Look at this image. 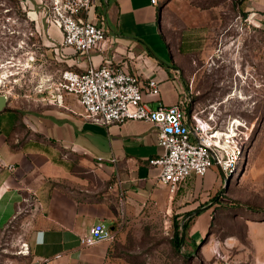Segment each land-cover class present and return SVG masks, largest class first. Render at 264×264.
Segmentation results:
<instances>
[{
    "label": "rangeland",
    "instance_id": "obj_1",
    "mask_svg": "<svg viewBox=\"0 0 264 264\" xmlns=\"http://www.w3.org/2000/svg\"><path fill=\"white\" fill-rule=\"evenodd\" d=\"M157 6L161 35L146 45L173 71L185 117L220 130L233 126L243 154L226 178L210 168L215 183L208 191L185 192L186 180L172 198L165 187V195L124 212L106 263L264 264V0H159ZM45 10V0H0V93L8 96L0 138L12 146L28 135L25 114L39 110L68 68L54 52L57 36ZM31 207L25 203L0 227V264L28 263L23 218ZM188 217L175 250L174 223Z\"/></svg>",
    "mask_w": 264,
    "mask_h": 264
},
{
    "label": "crops",
    "instance_id": "obj_2",
    "mask_svg": "<svg viewBox=\"0 0 264 264\" xmlns=\"http://www.w3.org/2000/svg\"><path fill=\"white\" fill-rule=\"evenodd\" d=\"M157 5L149 0H93L86 19L105 31L104 50L75 57L60 48L61 35L50 27L57 36L54 52L78 72L109 61L130 73L155 77L160 92L157 97L144 96L147 106L175 105L181 91L173 71L149 54L145 41L160 34ZM46 93L49 98L39 110L23 118L28 135L21 144L12 146L0 138V227L28 203L31 211L23 218L30 252L27 264L43 259L48 264H107L111 242L81 247L79 238L99 222L115 238L124 212L166 194L157 170L148 164L163 154L157 145L158 129L140 120L95 124L83 118L75 98L65 95L57 104L51 91ZM187 180L185 192L208 191L215 175L209 170Z\"/></svg>",
    "mask_w": 264,
    "mask_h": 264
},
{
    "label": "built area",
    "instance_id": "obj_3",
    "mask_svg": "<svg viewBox=\"0 0 264 264\" xmlns=\"http://www.w3.org/2000/svg\"><path fill=\"white\" fill-rule=\"evenodd\" d=\"M45 1L43 16L49 23L47 25L59 31L61 49H68L79 58L104 50L108 40L105 31L86 19L93 0ZM149 1L152 5L158 3L157 0ZM159 85L155 77L130 73L122 66L104 61L79 72L71 68L60 71L49 91L57 104L65 95L75 98L82 108L83 118L95 124H123L138 120L154 124L158 129L157 145L163 149V154L148 160V164L157 170L158 181L167 188L170 196L189 177L201 178L213 165L226 178L243 154L242 147L234 140L233 126L220 130L195 119L191 124L180 101L172 106L149 108L144 96L157 97ZM0 94L7 96V93ZM113 240V232L99 222L80 236L79 244L90 247ZM22 247V253L29 254L28 245L24 243ZM48 263V259L39 262Z\"/></svg>",
    "mask_w": 264,
    "mask_h": 264
},
{
    "label": "trees",
    "instance_id": "obj_4",
    "mask_svg": "<svg viewBox=\"0 0 264 264\" xmlns=\"http://www.w3.org/2000/svg\"><path fill=\"white\" fill-rule=\"evenodd\" d=\"M12 113H20L16 111H12ZM191 213H188L185 217L190 215ZM189 217L182 225H179L178 223H174V232L172 237V245L175 250H179L182 245V236L186 234L187 229L189 227L188 224Z\"/></svg>",
    "mask_w": 264,
    "mask_h": 264
},
{
    "label": "water",
    "instance_id": "obj_5",
    "mask_svg": "<svg viewBox=\"0 0 264 264\" xmlns=\"http://www.w3.org/2000/svg\"><path fill=\"white\" fill-rule=\"evenodd\" d=\"M7 102H8V97L6 95L0 94V114L4 111V109H5L6 105H7ZM200 210L201 209L196 210L195 212H198ZM191 215L192 214H190L189 216H191Z\"/></svg>",
    "mask_w": 264,
    "mask_h": 264
},
{
    "label": "bare ground",
    "instance_id": "obj_6",
    "mask_svg": "<svg viewBox=\"0 0 264 264\" xmlns=\"http://www.w3.org/2000/svg\"><path fill=\"white\" fill-rule=\"evenodd\" d=\"M14 74V73H13ZM6 76V75H5ZM8 76V75H7ZM48 79V78H47ZM195 120L198 122V123H200V124H203L201 121H199V120H197L196 118H195ZM236 123V122H235ZM233 129V128H232Z\"/></svg>",
    "mask_w": 264,
    "mask_h": 264
}]
</instances>
